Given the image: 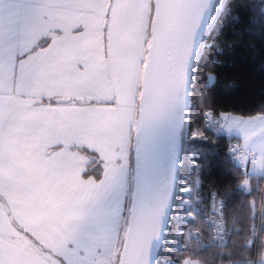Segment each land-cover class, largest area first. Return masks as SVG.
<instances>
[{
    "label": "snow or ice",
    "instance_id": "obj_1",
    "mask_svg": "<svg viewBox=\"0 0 264 264\" xmlns=\"http://www.w3.org/2000/svg\"><path fill=\"white\" fill-rule=\"evenodd\" d=\"M245 83L259 86L249 109L218 105ZM186 140L222 153L220 170L193 155L185 176ZM42 206L57 264H175L204 235L233 249L230 264H264V0H0V264L50 252L34 235ZM138 233L151 237L146 259L129 255Z\"/></svg>",
    "mask_w": 264,
    "mask_h": 264
},
{
    "label": "trees",
    "instance_id": "obj_2",
    "mask_svg": "<svg viewBox=\"0 0 264 264\" xmlns=\"http://www.w3.org/2000/svg\"><path fill=\"white\" fill-rule=\"evenodd\" d=\"M219 45L223 48H227L228 42L225 39H221ZM217 59L223 60V57H217ZM239 68V65H237ZM211 64L207 66H202L199 71L196 70L194 75V80L199 81L200 78L205 74L207 71H211ZM222 78L225 80V83H230L233 77L237 74L235 70L225 65L224 69L222 70ZM242 71V70H241ZM247 80V77H245ZM201 97L199 95V83L197 84V94L193 97V101L195 103H199ZM259 100V86L258 84H250L245 83L243 87L236 89L230 93L228 99L220 98L218 99V105L223 106L224 108H231L236 111H245L249 109L254 103ZM197 125L194 124V128ZM190 139V138H189ZM186 151H185V176L190 177L192 173V168L188 165L187 161L190 156H195L198 163H204L206 166L212 168L213 172H217L220 170L222 166V153L214 152L210 145L201 143L199 141L190 142L188 143L186 140ZM186 186L189 188L191 185H188L187 182H184ZM187 199V197H182ZM251 199V198H250ZM257 204L259 203V197L255 198ZM131 205V198L128 203V206ZM259 219V218H258ZM195 230V229H194ZM203 240H209L208 235L202 236ZM173 239V234L171 232L163 235L161 246L158 250L159 258L163 260L166 255V251L171 248L170 241ZM182 241L179 237H177L176 247L180 248L182 246ZM237 243H240L239 239H237ZM196 247V242H191V246L184 252H178L176 254V262L175 264H184V258L190 257L191 264H230L227 259H221V253L227 256L233 249L230 247L228 249H223L219 245L218 246H208L203 247V251H193V248ZM262 255V253H261Z\"/></svg>",
    "mask_w": 264,
    "mask_h": 264
},
{
    "label": "water",
    "instance_id": "obj_3",
    "mask_svg": "<svg viewBox=\"0 0 264 264\" xmlns=\"http://www.w3.org/2000/svg\"><path fill=\"white\" fill-rule=\"evenodd\" d=\"M195 31V17L193 14V17L190 21L188 31L184 38L181 41V54L184 57V59L187 58L188 52L191 48V34ZM174 87L173 84V78L169 77L166 79L158 88V99L161 104H163L166 99L168 93L171 91V89ZM134 187V186H133ZM169 187H170V172L167 168H162L161 174L157 183V196L160 199L161 203H163L164 200H166L167 195L169 193ZM131 206V205H130ZM150 236H145L143 234H136L134 239L130 241V244L132 247L130 248L129 255H133L139 250H143L144 252V258L146 259L147 256V239H150ZM163 236L160 237L159 240V248L162 243ZM159 250V249H158ZM128 257H126L127 260Z\"/></svg>",
    "mask_w": 264,
    "mask_h": 264
},
{
    "label": "crops",
    "instance_id": "obj_4",
    "mask_svg": "<svg viewBox=\"0 0 264 264\" xmlns=\"http://www.w3.org/2000/svg\"><path fill=\"white\" fill-rule=\"evenodd\" d=\"M89 147H95L98 150L102 147V145L98 143H90ZM85 157H81L80 160L83 161ZM130 197L128 200L123 201L124 203H129ZM47 218V213L44 211L43 206L37 210L35 219L32 220V223L37 227L39 230L38 234L34 233L37 236V239L41 241V244L50 250L49 253H44L42 256H39L38 259L40 260V264H57L55 256L59 252L58 247V240L56 239L54 233L58 230L54 228L52 224L44 223L45 219ZM123 222V218L121 220V224ZM264 256V253H262Z\"/></svg>",
    "mask_w": 264,
    "mask_h": 264
},
{
    "label": "built area",
    "instance_id": "obj_5",
    "mask_svg": "<svg viewBox=\"0 0 264 264\" xmlns=\"http://www.w3.org/2000/svg\"><path fill=\"white\" fill-rule=\"evenodd\" d=\"M196 231H197V230H194V233H195ZM200 240H201V242H202V241H203V238L201 237ZM218 245H219L218 243H216V242L210 240L209 243H208V245H207V246H204V247H208V246H218Z\"/></svg>",
    "mask_w": 264,
    "mask_h": 264
},
{
    "label": "rangeland",
    "instance_id": "obj_6",
    "mask_svg": "<svg viewBox=\"0 0 264 264\" xmlns=\"http://www.w3.org/2000/svg\"><path fill=\"white\" fill-rule=\"evenodd\" d=\"M195 72H196V68L193 69V78H194ZM185 147H186V145H185ZM171 183H172V177H171V174H170V187H169V192H170V188H171Z\"/></svg>",
    "mask_w": 264,
    "mask_h": 264
}]
</instances>
